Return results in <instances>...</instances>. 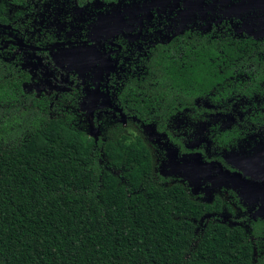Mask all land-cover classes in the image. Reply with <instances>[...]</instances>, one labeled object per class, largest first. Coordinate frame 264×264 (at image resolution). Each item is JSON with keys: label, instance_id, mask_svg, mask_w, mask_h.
<instances>
[{"label": "trees", "instance_id": "1", "mask_svg": "<svg viewBox=\"0 0 264 264\" xmlns=\"http://www.w3.org/2000/svg\"><path fill=\"white\" fill-rule=\"evenodd\" d=\"M71 1L79 8L101 5L111 15L120 5L137 8L153 0ZM52 2L0 0V26L8 27L0 28V40H53L55 33L31 20L34 4ZM238 7L231 5L240 20ZM209 27L198 35L171 32L169 46H157L151 57L148 81L156 86L126 91L128 105L143 112L148 104L169 107L178 97H204L222 82L219 66H233L240 51L252 47L239 31L218 46ZM29 80L0 62V264H254L259 240L216 219L203 220L220 209L219 201L194 200L181 184L155 178L147 140L154 121H129L126 132L120 121L101 123L88 113L80 118L73 108L51 117L48 102L27 93ZM88 93L84 106L94 115L99 101ZM226 136L236 134H224L223 141ZM259 229L251 235L260 236Z\"/></svg>", "mask_w": 264, "mask_h": 264}, {"label": "flooded vegetation", "instance_id": "2", "mask_svg": "<svg viewBox=\"0 0 264 264\" xmlns=\"http://www.w3.org/2000/svg\"><path fill=\"white\" fill-rule=\"evenodd\" d=\"M88 5L86 8H79L77 3L71 0H53L50 5H41V7L34 4L31 14L32 23H44L45 31L50 34L55 33V38L48 40L49 37L44 35L47 40L26 44L20 38L10 35V39L0 40V62L9 63L16 72L29 76L30 80L27 84L30 89H27V93L33 95L35 99L47 101L51 117H58L61 112L69 111L70 108H73L80 118L85 117L90 109L87 110L84 103L90 92L93 98L99 101V109L96 114L92 115L95 121L105 123L107 120L115 119L122 123L123 128H127L126 132L130 130L129 121L132 123L142 120L154 121L153 128L158 133L164 134L169 143L174 144L173 146L179 151V156L200 152L205 159H209L202 149H189L186 143L177 139L169 123L177 115L189 112L191 116L192 112H197V107L194 105L195 100L213 96L217 90L229 88L238 71L239 64L237 63L245 58L258 61L256 72L254 71L251 74V80L245 83L254 87L264 82V38L254 40L247 34L264 33V0H153L146 3L142 1L136 4L137 8H134L132 4L120 5V11L114 14L120 13L124 20L123 24H128V26L115 27L112 33L97 30L101 18L109 15L107 11L98 4ZM190 5H194L195 10L187 13ZM199 5H202L201 11L198 10ZM231 5H239L238 9L242 15L240 20L233 18L235 15H232ZM204 11H207V17H200V12ZM103 13L107 15L102 16ZM190 15L192 19L189 18ZM182 22L184 23L180 27ZM207 23H210V37L217 42L218 46L229 39L230 33L236 36L239 31L240 38L252 48L242 49L240 58L233 63V66H219V69H223L220 72L224 78L204 97H178L174 105L169 107L148 104L144 112L139 108L129 106L124 98L126 91L133 87L145 90L155 85L148 79L151 57L158 50L156 47L169 46L167 41L173 31L178 34L188 31L198 35L205 29L204 26ZM0 28L6 30L8 27L0 26ZM251 41L254 42L250 43ZM93 45L103 55L106 57L108 55V59L112 61L113 67L109 73L103 72L99 79L92 73L82 74L83 71H81L80 74L72 68L62 66V60L70 64L68 57L70 50ZM218 53L224 58V51L219 50ZM220 59L218 56L216 60ZM230 69H232L231 72ZM236 81L239 80H234L232 85H235ZM144 97L146 99L147 94ZM103 103L107 106H101ZM259 117L261 120L253 126L250 134L264 130V119H262L264 108ZM159 122L162 123L161 127L158 126ZM231 133L236 136L232 138L226 136L228 142L240 136L245 138L240 134L238 137L236 132ZM147 140L149 141L148 137ZM149 143L153 150L155 178L158 180H160L159 177L163 178L162 182L165 185L181 184L188 195L194 200L201 201L199 197L191 194L186 183L180 179L168 178L162 172L161 162L164 153L158 146L150 141ZM212 159L216 158L212 157ZM217 161L223 162L226 170L236 172L233 166L223 161V158L220 157ZM100 163L103 164L104 161L101 159ZM105 167H108V164ZM257 184L261 186L264 182L258 180ZM217 196L226 202H233L240 216L235 225L220 222L217 218L216 221L230 228H238L247 234H252L254 227L263 225L259 218L253 217L255 210L250 216L246 212V207L233 196L232 191H223ZM232 204L225 208L236 217L237 214Z\"/></svg>", "mask_w": 264, "mask_h": 264}, {"label": "rangeland", "instance_id": "3", "mask_svg": "<svg viewBox=\"0 0 264 264\" xmlns=\"http://www.w3.org/2000/svg\"><path fill=\"white\" fill-rule=\"evenodd\" d=\"M117 14L102 17L97 30L112 33L115 27H127L128 24H123L121 14ZM68 57L70 64L62 60L63 67L72 68L78 73L83 71L82 74L92 73L99 79L103 72L109 73L113 67L112 61L94 45L72 49ZM237 64L238 71L234 80L239 81L235 85H232V80L229 88L217 90L213 96L195 100L197 112H192L191 116L189 112L177 115L169 123L177 139L186 143L189 149H202L209 159H205L200 152L179 156L174 144L169 143L166 136L153 127L147 130V135L150 142L164 153L161 170L168 178L180 179L186 183L191 194L206 204L220 202V209L206 215L203 220L217 218L220 222L235 225L240 216L237 214L238 208L233 202H226L217 196L223 191H232L237 201L246 207V212L251 216L255 210L253 217L259 218L264 225V185L257 184L258 180L264 182V130L250 134L253 126L261 120L259 115L264 108V82L254 87L245 83L251 80V74L257 69V60L245 58ZM96 92L98 94V90ZM228 132H236L238 137L240 134L245 138L240 136L229 142L223 141V135ZM212 157L216 159L213 160ZM220 157L238 173L228 172L224 163L217 161ZM231 204L236 217L225 208ZM263 225L259 229L260 236L249 234L252 240H259L261 243L259 250L255 246L254 264H264ZM257 228L259 227H254V230Z\"/></svg>", "mask_w": 264, "mask_h": 264}, {"label": "water", "instance_id": "4", "mask_svg": "<svg viewBox=\"0 0 264 264\" xmlns=\"http://www.w3.org/2000/svg\"><path fill=\"white\" fill-rule=\"evenodd\" d=\"M166 1H171V0H166ZM193 10H195V6H194V5H190V7H189L187 13L192 12ZM198 10H199V11L202 10V5H199V6H198ZM108 57H109V56L107 55V58H108ZM93 113H94V110H93V108L90 107L89 114H90V118H91V120H92V115H93ZM150 127H152V126H149L147 130H149ZM228 172H230V171H228ZM230 173H231V172H230ZM236 173H238V172H236Z\"/></svg>", "mask_w": 264, "mask_h": 264}]
</instances>
